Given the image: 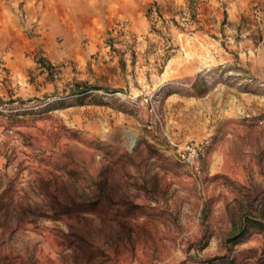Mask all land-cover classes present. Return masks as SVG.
<instances>
[{
	"label": "rangeland",
	"instance_id": "obj_1",
	"mask_svg": "<svg viewBox=\"0 0 264 264\" xmlns=\"http://www.w3.org/2000/svg\"><path fill=\"white\" fill-rule=\"evenodd\" d=\"M121 28L0 97L47 101L0 115V264H264V89L198 69L193 97L164 75L176 45L150 56Z\"/></svg>",
	"mask_w": 264,
	"mask_h": 264
},
{
	"label": "crops",
	"instance_id": "obj_2",
	"mask_svg": "<svg viewBox=\"0 0 264 264\" xmlns=\"http://www.w3.org/2000/svg\"><path fill=\"white\" fill-rule=\"evenodd\" d=\"M152 5L158 11L153 19ZM116 27L124 31L120 43L132 42L150 56L176 45L164 75L183 81L198 99L192 85L206 62L264 81V0H0V97L33 91L19 84L29 83L36 60L52 63L71 55L69 46L83 40L102 44ZM221 88L204 92L215 107L228 103ZM262 89L240 93L260 95Z\"/></svg>",
	"mask_w": 264,
	"mask_h": 264
},
{
	"label": "built area",
	"instance_id": "obj_3",
	"mask_svg": "<svg viewBox=\"0 0 264 264\" xmlns=\"http://www.w3.org/2000/svg\"><path fill=\"white\" fill-rule=\"evenodd\" d=\"M187 18V17H186ZM174 47H170V51H174ZM199 71L204 75V78L207 81L215 80L219 77L220 69L212 66H201ZM228 75L232 76L236 85L239 86H257L264 87V81L257 79L256 77L248 74V73H234L233 71H228ZM47 104V101L44 102H34V101H24L21 99H12L6 100L0 98V115L1 116H13V115H21L24 112H28L30 110H36L40 107ZM188 151V159H191L195 154V150L193 147L186 145L184 148Z\"/></svg>",
	"mask_w": 264,
	"mask_h": 264
}]
</instances>
